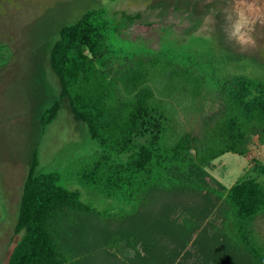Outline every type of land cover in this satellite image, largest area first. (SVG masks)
Wrapping results in <instances>:
<instances>
[{"label": "trees", "instance_id": "trees-1", "mask_svg": "<svg viewBox=\"0 0 264 264\" xmlns=\"http://www.w3.org/2000/svg\"><path fill=\"white\" fill-rule=\"evenodd\" d=\"M106 14L89 8L59 27L47 51L57 92L37 123L41 131L66 101L71 118L98 147L75 172L78 183L119 206L98 209L82 201L78 190L60 185L58 172H35L32 149L14 243L3 264H264V252L250 234L251 220L264 208V154L228 187L204 180V166L225 152L243 155L252 135L264 145V79L232 73L218 83L217 123L192 156L185 138L162 140L168 115L151 103L147 84L161 55H140L110 40L133 23H150L125 16L123 25L112 24ZM5 59L0 53V64ZM183 189L199 198L187 207L194 219L179 220L169 211L167 194ZM211 197L222 206L220 226L208 238L206 226L197 230L196 222L212 208Z\"/></svg>", "mask_w": 264, "mask_h": 264}, {"label": "rangeland", "instance_id": "rangeland-1", "mask_svg": "<svg viewBox=\"0 0 264 264\" xmlns=\"http://www.w3.org/2000/svg\"><path fill=\"white\" fill-rule=\"evenodd\" d=\"M100 7L112 24L123 25L125 16L150 23H133L110 40L140 55H161L147 84L151 103H159L168 115L162 140L170 144L185 138L192 156L201 152L217 123L218 83L232 73L264 79V0H0V53L6 58L0 64V264L14 243L12 228L32 149L38 161L35 172H58L60 185L78 190L82 201L98 209L119 206L117 200L78 183L75 172L98 147L71 118L66 101L41 131L37 123L41 109L57 92L47 63L51 41L62 24ZM237 23L244 42L233 38ZM163 63L180 75L169 73ZM263 154L264 145L252 135L243 155L225 152L204 166V180L211 187H216L215 181L228 187ZM172 195L167 194L169 211H176L179 220L194 219L187 207L199 198L185 189ZM211 199L212 208L196 222L197 230L206 226L208 238L220 226L222 206L221 200ZM250 223V234L264 252V208Z\"/></svg>", "mask_w": 264, "mask_h": 264}, {"label": "clouds", "instance_id": "clouds-1", "mask_svg": "<svg viewBox=\"0 0 264 264\" xmlns=\"http://www.w3.org/2000/svg\"><path fill=\"white\" fill-rule=\"evenodd\" d=\"M241 32V25L237 23L233 28V38L237 39L240 42H244L243 38L239 35Z\"/></svg>", "mask_w": 264, "mask_h": 264}]
</instances>
